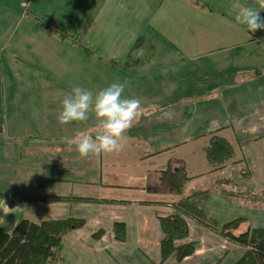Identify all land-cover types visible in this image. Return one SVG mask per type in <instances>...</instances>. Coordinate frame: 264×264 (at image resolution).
I'll use <instances>...</instances> for the list:
<instances>
[{"label": "crops", "instance_id": "crops-1", "mask_svg": "<svg viewBox=\"0 0 264 264\" xmlns=\"http://www.w3.org/2000/svg\"><path fill=\"white\" fill-rule=\"evenodd\" d=\"M57 1L71 5L74 20L69 30L53 29L48 39L57 44L61 41L67 54L65 71L72 72L77 86L96 91L112 82L125 83L123 94L141 98L143 113L154 110L152 117L159 123L150 124L152 132L161 126V108L199 98L208 100L209 105L195 111L190 108L188 136L168 145L163 156L159 150H150L155 141H141L137 133L129 132L120 152L80 157L75 146L70 148L67 142L79 131L94 134V117L83 124L22 125L7 132L5 156H15L17 146L27 148L25 153L33 163L27 180L32 184L19 183L21 188L15 190L19 193L0 190V229L11 233L23 220L40 224L47 220L83 219L84 228L64 237L56 264H158L163 239L160 218L176 215L175 206L185 195L209 191L200 208L212 224L202 225L186 218L190 234L179 242H196L195 254L180 263L171 257L166 264H233L244 250L222 236L223 226L243 219L238 230L264 229V203L259 202V197L264 196V43L252 40L249 32L242 38L234 8L213 7V0ZM22 2L0 0V22ZM11 3L15 5L10 7ZM192 18L197 19L189 23ZM209 19L213 21L209 23ZM11 31L0 25V53L13 46ZM188 36L193 42L188 43ZM139 38L145 40V45L132 58L131 50ZM21 46L28 54L20 62L26 76L25 88L32 90L36 75L30 78V74L37 64L30 60V51L25 49L28 45ZM99 52H108L111 57ZM11 59L15 63L20 57L11 55ZM102 62H112L111 67L101 66ZM45 64L40 63L41 67ZM99 66L107 67L110 75L97 77ZM178 67L183 69L177 70ZM144 68L153 70L154 76L151 78L145 73L150 70ZM195 68L201 75L193 72ZM149 81L151 86L146 87ZM146 89L151 96L146 95ZM40 95L53 99L48 103L61 108L60 100L66 94L44 91ZM48 114L52 115H45ZM179 114L186 113L172 110L171 119L177 120ZM212 135L226 139L234 148V163L222 170H214L206 157ZM136 144L145 147L138 154L139 173L127 174L124 160ZM180 165L191 178L183 196L171 193L162 182L169 167L176 169ZM7 169L11 174H0L2 179L23 177L20 167ZM118 176L125 181L119 185L106 182ZM10 184L17 183L11 180ZM242 192L248 195L242 197ZM71 198L92 201L79 203ZM243 204L252 210L247 216L237 211ZM116 223L126 227L124 242L115 238ZM100 230L104 234L94 239ZM226 249L229 250L225 252Z\"/></svg>", "mask_w": 264, "mask_h": 264}, {"label": "rangeland", "instance_id": "rangeland-1", "mask_svg": "<svg viewBox=\"0 0 264 264\" xmlns=\"http://www.w3.org/2000/svg\"><path fill=\"white\" fill-rule=\"evenodd\" d=\"M14 5L15 3H11L10 7ZM212 5L222 10H228L230 5L231 9L232 7L234 8L235 13L241 6H252L261 11V16H264V0H219L218 4L213 0ZM74 13L70 4L62 3L57 0H23L22 3L18 4L15 12H11L7 19L1 20L0 22L2 27L7 29L11 28V40H13V46L5 52L0 53V131H4V133H0V174H11L7 167L12 166L13 168L20 167L21 176H23L18 178L13 175L11 179L10 176L6 179H2L0 176V190L6 193H11L10 191L19 193L20 191H15L21 188L18 186L19 183H21V186H24L26 183L28 185L32 184L30 180H27V174L33 163H30L32 159L25 153L27 150L25 147L20 148L17 146V154L15 156L9 158L5 156V154L8 155L4 147L7 141L5 134L22 125L33 127L46 123H58L57 115L60 111V107L56 106L54 103H48L54 100L42 98L40 94L45 91L49 94L59 93L63 95L67 94L72 86L78 85L76 82H73L72 72L65 71L64 60L67 54L60 45L61 41L57 44L55 41L48 39L50 35L54 33L53 29L59 30L60 32H63L62 30L67 28L69 30V27L73 24ZM34 15H36L39 20H37ZM196 19L197 18L188 19V22L194 23ZM208 21L211 23L213 20L209 19ZM41 24H44L46 27L41 28ZM239 26L241 37H247L248 31L245 26L241 24ZM191 31L194 32V30ZM44 32L46 37L43 36ZM209 37L211 38V35H209ZM191 42L193 41H191L188 36V43ZM21 45H28L25 49L30 51V56L34 59L30 60L37 64L36 67L31 69L33 73L30 74V78L36 75V80L31 82L33 84L32 90H27L25 88L26 76L24 69L20 67V62L26 60L24 58H26L28 54L26 50L22 49L23 46ZM99 53L103 54L106 58L111 57L108 52ZM11 55H17L20 59L14 63L11 59ZM136 56L137 53L134 52L132 58H136ZM41 61L46 62L44 67H41ZM12 63L14 65H12ZM111 64L112 62H102L101 66L107 65L111 67ZM101 66L98 67L96 76H109L110 73L107 70L108 68H101ZM176 69L181 70L183 68L178 67ZM148 70H150V68ZM152 71L153 70L146 71L145 73L150 74L152 78L154 76L151 74ZM193 72L201 75L200 71L196 68ZM59 75H61L62 78H60ZM145 86H151V81L147 82ZM146 90V95L150 94L151 96V91L149 89ZM171 101L173 100L169 102ZM207 101L206 99L199 98L188 101V104L182 101L175 107L161 108V126L156 127L154 132L149 130L150 124L159 123V120H154L152 117L154 110H152L150 114L143 113V110H141L140 112L142 113L139 114L135 123L126 134H130L129 132L134 134L137 133L138 139L141 141H155L156 143L154 145L149 146L150 150H159L160 156H163L162 151L166 149L168 145L180 142L188 136V113L191 109L195 111L205 104L209 105ZM45 103L47 104L45 105ZM174 109L180 113L186 114H179L177 120H172L170 114ZM46 113H52V115L48 114V116H46ZM153 137L154 139H152ZM143 150H145L144 146L136 144L133 152L127 155V158L124 160V164L128 169H126L127 174L139 173L140 165L138 164V154ZM162 159L163 157H160V160ZM37 161H40V159ZM113 169L115 170V168ZM242 170H244V168H242ZM11 180L17 183L16 186L10 184ZM124 181V178L118 176L111 178V180L107 179L106 182L119 185ZM91 190L93 191L92 188ZM228 195H230V193H228ZM247 195L248 194L245 192L241 194L242 197H246ZM259 199L260 203H264V196H260ZM242 206L243 207L238 208L237 211L247 216V213L252 211L249 209L250 205L246 206V208L244 204ZM249 218L252 219L253 217ZM249 228L250 227L237 230V234H242ZM228 250L229 249H226L225 252ZM222 254L224 253L222 252ZM227 254L228 253L225 255ZM222 264L227 263L223 262Z\"/></svg>", "mask_w": 264, "mask_h": 264}, {"label": "trees", "instance_id": "trees-1", "mask_svg": "<svg viewBox=\"0 0 264 264\" xmlns=\"http://www.w3.org/2000/svg\"><path fill=\"white\" fill-rule=\"evenodd\" d=\"M251 39L264 43V30L250 33ZM145 45V40L139 38L131 50V54L139 53ZM208 163L214 170H222L229 163H234L235 152L232 145L224 138L212 135L206 149ZM188 177L185 167L180 165L174 169L169 167L164 173L162 182L171 193L183 196ZM209 196V191H193L185 195L175 206L176 215L160 218V229L163 234L161 242V261L166 264L175 257L182 262L192 257L197 249L196 242L179 244L189 237L190 230L186 218H192L202 225H211L200 208L201 202ZM31 200L65 201L68 198L29 197ZM75 202H90L86 198H74ZM243 219L235 220L223 226L221 234L230 242L244 248L242 255L233 264H264V229L249 228L242 234H235ZM86 225L83 219L67 218L47 220L36 224L27 220L21 221L11 233L0 229V264H56L61 258L62 241L69 233L82 229ZM115 238L119 242L126 241L124 224L114 225ZM104 232L98 231L94 239L102 237Z\"/></svg>", "mask_w": 264, "mask_h": 264}, {"label": "clouds", "instance_id": "clouds-1", "mask_svg": "<svg viewBox=\"0 0 264 264\" xmlns=\"http://www.w3.org/2000/svg\"><path fill=\"white\" fill-rule=\"evenodd\" d=\"M252 6H241L235 14V21L250 33L264 30V16ZM126 84L112 82L96 91L72 86L60 100L57 122L67 125L73 122L87 123L95 119L94 134L85 131L76 133L68 140V146H75L80 157L101 153H118L124 148L126 132L133 126L141 111V98L125 96Z\"/></svg>", "mask_w": 264, "mask_h": 264}]
</instances>
